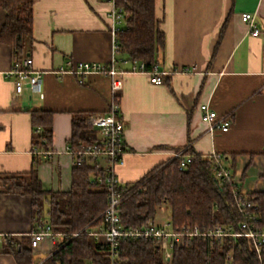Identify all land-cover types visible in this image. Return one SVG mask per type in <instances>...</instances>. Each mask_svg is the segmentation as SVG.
I'll return each mask as SVG.
<instances>
[{"label": "crops", "instance_id": "0c3cea01", "mask_svg": "<svg viewBox=\"0 0 264 264\" xmlns=\"http://www.w3.org/2000/svg\"><path fill=\"white\" fill-rule=\"evenodd\" d=\"M111 7L108 0L32 1V39L24 57L40 72L42 97L28 88L15 93L8 74L15 59L11 47L0 42V234L5 239L32 229L30 197L6 192L2 181L31 168L32 109L53 112L52 154L37 166L45 190L70 186L66 146L72 114L105 112L114 96L124 125L123 163L115 168L119 183L136 181L189 147L204 156L220 153L243 193L264 190V0H154L164 33L157 67L169 71L161 84L142 72L125 71L114 79L61 72L81 61L112 59ZM244 11L253 14L259 34L241 20ZM4 18L0 7V27ZM117 66L126 69L130 62ZM176 67L192 70L172 72ZM203 102L231 117L227 131H207L198 110ZM48 246L45 241L33 252L35 264L48 256ZM0 264L16 263L0 251Z\"/></svg>", "mask_w": 264, "mask_h": 264}, {"label": "trees", "instance_id": "16d2710c", "mask_svg": "<svg viewBox=\"0 0 264 264\" xmlns=\"http://www.w3.org/2000/svg\"><path fill=\"white\" fill-rule=\"evenodd\" d=\"M32 1L0 0V7L5 11L0 42L11 47L15 60L24 57L32 39ZM116 3L124 14L123 24L115 32L121 54L128 61L144 62L145 69L151 70L164 48V33L158 27L154 0H116ZM29 114L33 131L32 165L27 173L3 177L5 191L30 197L32 229L47 222L52 231L65 235L81 231L71 238L63 237L40 264H110L107 247L92 242L83 230L102 222L108 193L97 178L103 170L96 162L83 159L71 167L70 186L66 191L43 189L37 176V166L42 160L38 151L51 149L53 112L32 109ZM88 114L76 112L71 116L67 144L74 151L98 142L97 133L86 121ZM184 153L190 156L184 169H179L178 159L172 158L134 182L118 181V218L123 228L146 225L163 206L169 208L172 228L197 227L206 231L216 224L237 227L242 217L233 191L240 192L238 185L215 177L214 159L189 147ZM246 197L256 204L259 223L264 225V190L252 191ZM44 207L46 215H43ZM0 251L11 254L16 264H35L28 235L4 239ZM116 251L117 264H264V254L258 256L245 237L215 240L192 237L172 248L168 262L163 261L158 244L152 239H121Z\"/></svg>", "mask_w": 264, "mask_h": 264}, {"label": "built area", "instance_id": "2783aa9c", "mask_svg": "<svg viewBox=\"0 0 264 264\" xmlns=\"http://www.w3.org/2000/svg\"><path fill=\"white\" fill-rule=\"evenodd\" d=\"M108 1L112 5L108 13V17L111 19L112 59L108 63L81 61L76 63L73 69L61 70V72L70 71L79 78L90 73H99L113 79L125 71L142 72L150 75V82L161 84L163 82V75L169 73V71L160 70L157 65L151 70H146L144 62L133 60L129 61L130 66L126 69L117 66L118 62L126 61L125 58L120 56L121 52L115 39V32L118 30L124 14L121 7L117 5L116 0ZM240 17L241 20L247 24L252 34H259V30L255 27L252 13L244 11L241 13ZM30 65L31 61L29 57H22L14 60L8 72V74L13 77L14 91L15 93H20L24 88H28L31 92L38 93V95L42 97L40 91V72L32 70ZM190 69L192 70V68ZM190 69L188 67H176L172 69V72H187ZM198 110L201 120L205 123L208 132L214 133L216 130L225 132L229 129L231 117L229 115L217 114L208 102L200 103ZM86 121L91 129L97 133L98 142L77 151L72 150L67 145L66 150L71 157V166L80 164L83 159H89L91 162H96L103 170L102 176H98L97 178L98 182L104 185L108 193L107 205L102 213V222L95 227H85L83 230H85L86 234L96 243L107 247L110 264H117L116 245L121 239H152L158 244L164 262L170 260L173 247L182 245L184 242L196 236L207 237L211 240L221 239L223 237H230L233 239L245 237L250 240L258 256L264 254V225L259 223L256 204L249 201L246 194L241 190L240 192L236 190L233 191L237 210L242 217L237 227L226 224H216L206 231H200L197 227H193L192 229L189 227H182L179 229L172 228L169 219H161L158 221L151 220L142 227L123 228L118 218L120 195L116 191L118 179L115 174V168L123 163V155L125 153L123 145L124 125L122 120L118 117V102L115 96L109 103V107L105 112L89 113ZM38 153L43 158H46L52 154V151L48 148L40 150ZM207 156L215 161L216 166L214 175L217 179L237 185V180L234 179L230 169L221 164L222 157L220 153L212 152ZM172 158L178 159L179 169H184L186 164L190 161V156L185 154L184 150L174 153ZM80 232L81 231H78L69 235H65V233L62 232H54L51 230L49 224L44 222L40 224L38 228L31 229L28 233L30 248L32 252H34L47 241L49 245L47 255L49 256L53 253L55 249L54 246L58 244L63 237L66 236L71 238ZM4 239L5 235L0 234V243ZM42 261L38 262V264Z\"/></svg>", "mask_w": 264, "mask_h": 264}, {"label": "rangeland", "instance_id": "374dc122", "mask_svg": "<svg viewBox=\"0 0 264 264\" xmlns=\"http://www.w3.org/2000/svg\"><path fill=\"white\" fill-rule=\"evenodd\" d=\"M2 181H3V177H2ZM169 214H170L169 208H166L165 206H163V207L157 209V212H156V215L154 217V220L158 221V220H161V219H168L169 218ZM43 215H46V207H44V209H43ZM90 240L92 242H94V240L92 238H90Z\"/></svg>", "mask_w": 264, "mask_h": 264}, {"label": "water", "instance_id": "95a60500", "mask_svg": "<svg viewBox=\"0 0 264 264\" xmlns=\"http://www.w3.org/2000/svg\"><path fill=\"white\" fill-rule=\"evenodd\" d=\"M28 54V53H27Z\"/></svg>", "mask_w": 264, "mask_h": 264}]
</instances>
